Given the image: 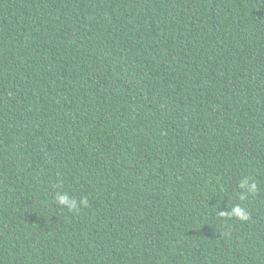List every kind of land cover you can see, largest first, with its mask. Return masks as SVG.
Masks as SVG:
<instances>
[{
	"label": "trees",
	"instance_id": "obj_1",
	"mask_svg": "<svg viewBox=\"0 0 264 264\" xmlns=\"http://www.w3.org/2000/svg\"><path fill=\"white\" fill-rule=\"evenodd\" d=\"M0 264H264V0H0Z\"/></svg>",
	"mask_w": 264,
	"mask_h": 264
},
{
	"label": "clouds",
	"instance_id": "obj_2",
	"mask_svg": "<svg viewBox=\"0 0 264 264\" xmlns=\"http://www.w3.org/2000/svg\"><path fill=\"white\" fill-rule=\"evenodd\" d=\"M240 185H241V187H244L247 185L250 188V190L255 187V185H248V179L247 178L242 179L240 182ZM56 202L58 204L62 205L63 207L67 208L70 211H75L78 209L77 201H74V200L70 201L66 194H58V199ZM86 203H87L86 199H83V198H81V200L79 201L80 205H83ZM232 209H233L232 212L229 213L228 215L235 216V217L240 218V219H246L247 218L246 213L244 212V210L239 205L234 206Z\"/></svg>",
	"mask_w": 264,
	"mask_h": 264
}]
</instances>
